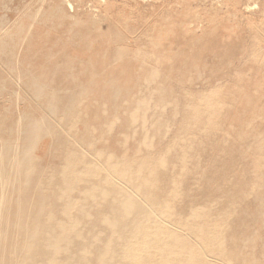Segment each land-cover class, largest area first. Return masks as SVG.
<instances>
[{"label":"bare ground","instance_id":"bare-ground-1","mask_svg":"<svg viewBox=\"0 0 264 264\" xmlns=\"http://www.w3.org/2000/svg\"><path fill=\"white\" fill-rule=\"evenodd\" d=\"M27 1L0 0L15 101L0 108V264H264V113L206 103L194 133L156 155L169 130L145 95L164 101L185 70L156 54L155 67L134 65L69 0ZM213 61L191 69L201 78ZM207 126L226 127L223 145Z\"/></svg>","mask_w":264,"mask_h":264},{"label":"rangeland","instance_id":"rangeland-1","mask_svg":"<svg viewBox=\"0 0 264 264\" xmlns=\"http://www.w3.org/2000/svg\"><path fill=\"white\" fill-rule=\"evenodd\" d=\"M26 1L27 0H25V2ZM69 1L72 4V8L68 9L71 15L82 19L84 22L89 19H96V26L103 25V28L110 34L113 43L111 44L112 47L123 48L127 53V57L133 61L134 65L155 67V56L163 55L168 59L170 56L175 60H171L173 61V70H176L174 66H178V64V72L185 70L182 74H186V76L183 75L182 78H174L175 75L174 77L170 75L171 77L167 85L171 87V91L168 96H166V99L164 98V101H158V98L162 97L159 93L152 92L150 94L146 93L145 95V98L149 102L147 113L161 114V119L167 126L166 130H169L167 140L162 144L163 146L160 150L157 149L154 151V154H161L165 146L168 148L173 144L172 141L175 140L176 136H179V134L186 135L194 133L196 130L194 123L199 121L200 114L210 113V110L207 108V105L209 106L210 103V106L215 111L211 110V113H216V115L218 113L219 116L223 114L236 116L237 114L241 115L247 112H256L257 114L264 113V0ZM32 2L33 0H28V6L34 7V5L31 4ZM96 29L97 28L90 27V31L97 32ZM211 38L214 39V42L211 41ZM232 38H234V40ZM175 41H178V43ZM203 42L205 46L207 44V49H203L206 50L205 53L200 52L199 48L197 49ZM187 47H194L192 48L193 51H189ZM229 52L232 54L230 55ZM244 55H247L249 58ZM194 57L199 59L197 65L199 64L201 67L205 64H210L213 60L220 61L218 62V66H212V68L209 67L210 69L208 68L209 70H206L207 75L198 78L194 70L191 69L192 67L190 64V61ZM166 61L168 60L166 59ZM169 62L167 65L171 64V62ZM241 62L243 64H241ZM183 63L186 64V66ZM219 68L221 70H219ZM2 76L7 82L5 81L6 91L0 95V108L13 105L15 102L11 84L13 83V79L9 76L8 72L3 70L0 61V77ZM195 78L197 79L196 82ZM162 79L163 77L159 76L155 79V82L162 81ZM154 85L155 83H152L148 85V87H141V89L151 90ZM250 85L253 86L250 88ZM220 88L222 89L220 90ZM197 103L200 106L197 105ZM213 105L215 106L214 108ZM219 105L222 106L220 110H218ZM257 107H262L263 109H258ZM217 118L222 117L217 116L212 120L218 122ZM215 119L217 120L215 121ZM234 119L238 118L230 117L229 122H233ZM249 119L256 121V123L261 122L260 118L257 116ZM226 125H228V123H226ZM225 128V126H207L205 129L216 132V138L219 136V138L214 141L215 145H223L219 140L225 137L223 135ZM259 128L263 129L264 124ZM175 133L178 134L176 135ZM56 156L59 157L60 155L57 153Z\"/></svg>","mask_w":264,"mask_h":264}]
</instances>
